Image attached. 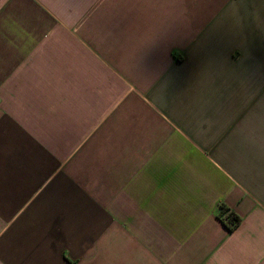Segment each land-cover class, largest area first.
<instances>
[{
    "label": "crops",
    "instance_id": "1",
    "mask_svg": "<svg viewBox=\"0 0 264 264\" xmlns=\"http://www.w3.org/2000/svg\"><path fill=\"white\" fill-rule=\"evenodd\" d=\"M0 264H264V0H0Z\"/></svg>",
    "mask_w": 264,
    "mask_h": 264
},
{
    "label": "trees",
    "instance_id": "2",
    "mask_svg": "<svg viewBox=\"0 0 264 264\" xmlns=\"http://www.w3.org/2000/svg\"><path fill=\"white\" fill-rule=\"evenodd\" d=\"M217 216L231 232L235 230L241 223L240 215H238L225 203H221L219 205Z\"/></svg>",
    "mask_w": 264,
    "mask_h": 264
}]
</instances>
